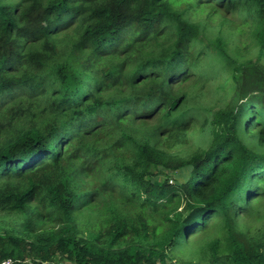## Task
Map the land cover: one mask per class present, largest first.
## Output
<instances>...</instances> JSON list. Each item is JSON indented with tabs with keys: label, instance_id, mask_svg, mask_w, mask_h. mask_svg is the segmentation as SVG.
Segmentation results:
<instances>
[{
	"label": "trees",
	"instance_id": "obj_1",
	"mask_svg": "<svg viewBox=\"0 0 264 264\" xmlns=\"http://www.w3.org/2000/svg\"><path fill=\"white\" fill-rule=\"evenodd\" d=\"M0 210V264H264V0H0Z\"/></svg>",
	"mask_w": 264,
	"mask_h": 264
},
{
	"label": "rangeland",
	"instance_id": "obj_2",
	"mask_svg": "<svg viewBox=\"0 0 264 264\" xmlns=\"http://www.w3.org/2000/svg\"><path fill=\"white\" fill-rule=\"evenodd\" d=\"M230 16V17H227ZM195 20H203V21H209L211 22L214 26H217L218 23H226V27L228 29L231 28H235L236 24H242V20L239 16L237 15H228L222 12H216V13H212L211 11H207V12H200L199 14H197V16H194ZM244 39L245 40H249V37H247L246 35H244ZM196 135H198L199 133L196 132ZM197 140L195 139L192 143H191V149H193L194 147L197 146ZM10 218L9 216L0 210V231L5 232L9 227H10ZM84 227V226H83ZM85 228V227H84ZM87 232V230H85ZM198 243L197 241H192L191 243L189 242L186 246L185 249H183V251L179 254L180 257V261L181 262H185L189 259H193L195 261H202V262H206L209 259V256L207 255H200L196 252V248ZM62 264H76L75 262H70V261H66L63 262Z\"/></svg>",
	"mask_w": 264,
	"mask_h": 264
},
{
	"label": "built area",
	"instance_id": "obj_3",
	"mask_svg": "<svg viewBox=\"0 0 264 264\" xmlns=\"http://www.w3.org/2000/svg\"><path fill=\"white\" fill-rule=\"evenodd\" d=\"M1 264H12V259L8 258V259H4Z\"/></svg>",
	"mask_w": 264,
	"mask_h": 264
}]
</instances>
